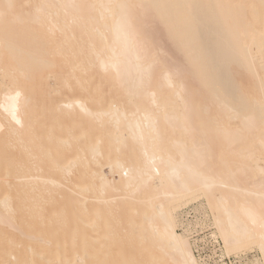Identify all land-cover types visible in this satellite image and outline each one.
Returning <instances> with one entry per match:
<instances>
[{"label":"bare ground","instance_id":"6f19581e","mask_svg":"<svg viewBox=\"0 0 264 264\" xmlns=\"http://www.w3.org/2000/svg\"><path fill=\"white\" fill-rule=\"evenodd\" d=\"M192 203L264 264V0H0V264H203Z\"/></svg>","mask_w":264,"mask_h":264},{"label":"rangeland","instance_id":"374dc122","mask_svg":"<svg viewBox=\"0 0 264 264\" xmlns=\"http://www.w3.org/2000/svg\"><path fill=\"white\" fill-rule=\"evenodd\" d=\"M121 132L124 134V129H122ZM104 171L109 175L110 179L118 178L116 175L113 176L107 168ZM198 205L199 203H192L188 206L185 211L189 214H186L183 217L185 220H194L193 223L196 230L193 234L194 238L192 242L197 240L195 242L196 246L194 247V251L196 250L195 253L197 257L199 256V258H201L203 264H250L255 253H249L247 257H242V259H238L235 256H224L220 243H218L213 237V231L215 230L212 222L207 219L203 210L200 209L199 213L195 210V207Z\"/></svg>","mask_w":264,"mask_h":264}]
</instances>
